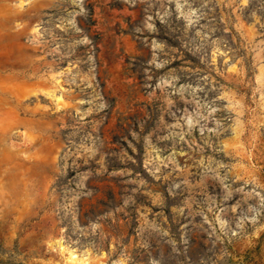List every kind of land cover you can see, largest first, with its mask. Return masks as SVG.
I'll use <instances>...</instances> for the list:
<instances>
[{
    "label": "rangeland",
    "instance_id": "rangeland-1",
    "mask_svg": "<svg viewBox=\"0 0 264 264\" xmlns=\"http://www.w3.org/2000/svg\"><path fill=\"white\" fill-rule=\"evenodd\" d=\"M0 264H264V0H0Z\"/></svg>",
    "mask_w": 264,
    "mask_h": 264
}]
</instances>
